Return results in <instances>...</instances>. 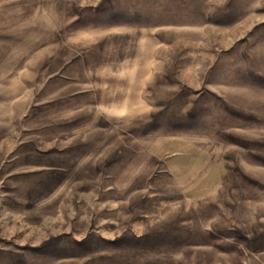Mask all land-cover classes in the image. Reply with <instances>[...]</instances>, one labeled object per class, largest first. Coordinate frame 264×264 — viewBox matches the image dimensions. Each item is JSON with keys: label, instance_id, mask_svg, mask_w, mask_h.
I'll return each mask as SVG.
<instances>
[{"label": "rangeland", "instance_id": "374dc122", "mask_svg": "<svg viewBox=\"0 0 264 264\" xmlns=\"http://www.w3.org/2000/svg\"><path fill=\"white\" fill-rule=\"evenodd\" d=\"M0 264H264V0H0Z\"/></svg>", "mask_w": 264, "mask_h": 264}]
</instances>
